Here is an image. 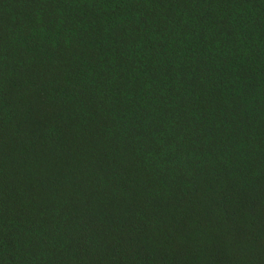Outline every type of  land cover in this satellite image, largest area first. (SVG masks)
<instances>
[{
  "label": "trees",
  "instance_id": "obj_1",
  "mask_svg": "<svg viewBox=\"0 0 264 264\" xmlns=\"http://www.w3.org/2000/svg\"><path fill=\"white\" fill-rule=\"evenodd\" d=\"M0 264H264V0H0Z\"/></svg>",
  "mask_w": 264,
  "mask_h": 264
}]
</instances>
